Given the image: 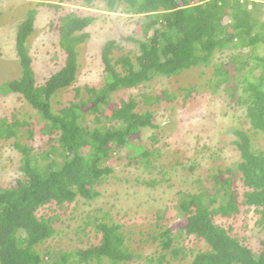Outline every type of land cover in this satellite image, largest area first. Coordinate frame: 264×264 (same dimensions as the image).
Listing matches in <instances>:
<instances>
[{"label": "trees", "instance_id": "1", "mask_svg": "<svg viewBox=\"0 0 264 264\" xmlns=\"http://www.w3.org/2000/svg\"><path fill=\"white\" fill-rule=\"evenodd\" d=\"M64 1L73 0L61 2ZM80 1L88 7L100 2L103 11L109 13L144 15L139 26L144 40L136 41V55L129 51L118 57H114L115 50L125 52L124 49L115 40L107 41L101 50L103 83L98 88L78 89L74 99L63 103L56 99L58 92L73 86L79 70L76 47L91 37L87 28L98 19L96 15L81 16L70 11L52 25L59 35V48L67 57L59 70L39 82L27 46L37 31V11L22 14L16 41L20 68L17 77L0 85V95L17 94L18 100L36 110L44 122L40 132L49 136L53 144L49 142L46 150L33 153L34 147L19 145L15 140L12 143L22 155V165L15 184L0 187V264H127L140 258L129 251L119 224L96 225L101 233L97 245L63 250L56 258L45 247L47 251L42 256L38 247L50 240L56 230L53 221L38 212L52 204L66 213L80 207L85 220L103 212L102 207L92 211L86 207L98 198L94 187L103 184L112 173L106 164L120 149L126 150L127 165L142 166L146 173L155 168L153 163L164 154L156 147L159 140L154 136L153 144L143 145V130L160 126L157 108L153 110L155 105L162 103L167 110L170 104L175 111L179 104L190 101L189 93L195 92V86L180 88L175 87V82L196 75L204 79L211 95L238 109L233 116L240 127L235 128L236 123L228 129L237 138L233 142L242 159L234 167L220 169L211 176L213 192L201 183L200 192H180L174 204L167 207L180 218L178 230L205 245L197 252L191 249L188 255L182 248L172 254L174 258L185 254L182 261L192 257L182 264H264V239L254 251L247 245V238L236 233L233 224L216 222V218L237 219L242 214L240 208L245 206L247 212L260 215L255 226L264 229V151L252 140V135L264 139V0ZM154 79L163 86L160 95L146 86ZM178 89L188 93L174 106ZM113 95L119 96L118 103L112 102ZM190 111L195 117L187 122L194 131L198 127L195 124L204 125L215 114L211 106L204 111ZM89 116L94 120L89 122ZM18 117H0L1 143L26 134L33 137L31 124ZM246 123L248 131L242 129ZM180 143L185 144L183 139ZM237 176L247 189L242 196L231 187ZM159 182L157 178H137L135 186H156ZM177 238L167 229L154 240L167 251ZM164 259L166 255L149 261L160 264Z\"/></svg>", "mask_w": 264, "mask_h": 264}, {"label": "rangeland", "instance_id": "2", "mask_svg": "<svg viewBox=\"0 0 264 264\" xmlns=\"http://www.w3.org/2000/svg\"><path fill=\"white\" fill-rule=\"evenodd\" d=\"M61 1L0 0V85L17 77L20 68L19 63H15L17 23L23 19V13L32 10L37 11L35 21L37 33L30 36L27 46L34 59L33 67L39 82L61 68L67 56V53L64 54L59 48V35L58 32L53 31L52 25H57L59 18L70 11L81 16L96 15L98 19L87 28L91 37L78 47L79 63L82 67L77 72V80L73 88L58 92L56 99L62 100L63 103L74 99L77 88H98L103 83L104 66L100 55L107 41L115 40L117 45L125 51L116 49L114 57L129 51L132 55L139 52L133 40H144L142 29L139 27L145 19L144 15L109 13L103 11L100 2H95L93 6L88 7L80 0ZM56 5L60 8L55 9L53 6ZM263 18L264 15L261 20ZM175 83H177L175 87L180 88L194 85L195 92H190L188 98L190 101L182 102L175 111H172L170 104L167 105V110L162 103L153 108V110L157 108V123L160 126L152 130H143L142 143L147 146L153 144L151 136L159 140L156 147L161 149L164 156L153 163L156 167L151 168L147 173L142 166L131 167L126 164V150L120 149L119 152L112 154L106 164L112 169V173L105 177L106 181L103 184L94 187V190L98 192V198L93 200L92 206L86 207L88 211H92L95 207H102L103 212L94 213L93 217L85 220L82 219L83 213L80 207L75 212L67 213L53 204L42 208L38 214L51 219L56 230L50 240L38 247L42 256L45 254L44 250L47 251L45 247L52 253V258H56L63 250L73 251L78 247L86 249L92 244H99L98 236H101V233L97 231L96 225L101 224L109 227L113 224L121 226L120 232L124 234L129 251L140 257L127 264H158L149 260L156 261L161 255H166V259L160 264H182V262L191 261V256L182 261L184 255L186 253L188 255L191 249L195 252L205 249L202 242L188 238L178 230L177 222L180 218L176 217L175 211L170 208L168 210L167 207L174 204L180 192H200L201 183L213 192L214 182L211 176L217 172V169L220 166L226 169L238 163L240 154L232 144V141L237 138L229 133L228 129L236 123L235 128L240 127L233 116L238 109L229 105L224 99L211 95L210 89L205 86L204 79L198 75L187 76ZM146 86H149V91L154 90L155 95H160V89L163 88L158 79L147 83ZM176 92L178 98L174 106L182 101L183 95L188 93L179 89ZM112 98L113 103L119 102V96L113 95ZM210 106L215 114L210 119L207 118L206 124H195L198 127L194 131L187 122L188 119L195 117V113H191L190 110L204 111ZM57 107L54 105V109ZM14 114L23 121L28 120L34 130L32 139L23 137L18 142L34 147L33 153L41 152L42 150L38 148L46 147L48 139L40 132L44 122L40 120L37 112L24 101L18 100L17 94L0 95V117H11ZM239 114L236 112V115ZM87 119L90 122L94 120V117L89 116ZM242 129L248 131L249 125L246 123ZM187 130L188 132H185ZM177 137H180L178 141H176ZM252 138L260 150L264 151V139L255 135H252ZM181 139L185 144L180 143ZM175 141L178 143L177 146L174 144ZM12 143L13 141L0 143V187H10L20 177L22 155L14 149ZM137 178L146 179V181L157 178L160 182L156 186H135ZM231 187L240 196L247 190L240 176L232 180ZM240 200L239 198L238 201ZM166 209L167 213L164 214ZM240 209L242 214L237 219L216 218V222L233 224L236 233L240 237H246L247 245L257 251L259 241L264 239V229L255 226L260 215L254 214L251 210L247 212L248 207L245 206ZM159 210L162 217L158 214ZM72 214L75 219L70 218ZM57 216H59L58 219L55 218ZM76 229L79 232H76ZM80 229L84 232H80ZM167 229L172 230V237L179 236V238L169 250L163 251L158 245L159 241H155L154 237ZM179 248H182L185 254H178V257L174 258L173 250Z\"/></svg>", "mask_w": 264, "mask_h": 264}, {"label": "clouds", "instance_id": "3", "mask_svg": "<svg viewBox=\"0 0 264 264\" xmlns=\"http://www.w3.org/2000/svg\"><path fill=\"white\" fill-rule=\"evenodd\" d=\"M18 26H19V22L17 23V28H18ZM232 30H233V28H232ZM36 33H37V32H34L32 35H34V34H36ZM16 35H17V32H16ZM136 41H137V40H133L134 44L138 45V44L136 43ZM140 41H141V40H140ZM83 44H84V43H83ZM83 44H81V45H83ZM81 45H80V46H81ZM78 47H79V46H78ZM78 47H76V51H77V53H78V57H77V58H78V62H79V51H78ZM137 48H138V47H137ZM60 49H61V48H60ZM61 50H62V49H61ZM231 50H232V52L235 51V49H231ZM15 51H16V55H17V46L15 47ZM62 51L64 52V54H66L64 50H62ZM118 51H120V50H118ZM53 57H55V56H53ZM66 57H67V56H66ZM100 57H101V55H100ZM17 62L19 63V56H17V60H15V63H17ZM103 66H104V65H103ZM81 67H82V66H81L80 63H79V69H81ZM59 69H60V68H59ZM59 69H58V70H59ZM78 71H79V70H78ZM49 76H50V75H49ZM76 80H77V78H76ZM75 82H76V81L73 82V85H74ZM70 88H73V86H71ZM84 88H85V87H84ZM78 89L83 91V89H81V88H77L76 91H77ZM82 99L85 100V95L83 96ZM35 111H36V110H35ZM36 112H37V111H36ZM242 112H244V111H242ZM245 115H246V113H245ZM245 118H246V117H245ZM27 121H28V120H27ZM28 122H29V121H28ZM29 123H30V122H29ZM29 123H28V124H29ZM30 128H31V127H30ZM20 129H21L22 131H24V127H23V126H22ZM244 131H245V130H244ZM33 136H34V135H33ZM42 136H43V137H46V138L48 139V142L45 144L46 147H43V148H41V147L38 148V147H37L38 149H41V150L43 151V150H46V148L50 145V143H51V144H53V143L50 142V140H49V136H47V135H45V134H43V133H42ZM23 137H26V138H28V139H32V138H33L32 136H29L28 134H26L25 136H20V137H18V138H12V139L9 140V141H2V142H7V143H9L10 141H14V140H15V142H17L19 145H25V144H21L20 142H18L19 139H21V138H23ZM252 140H253V138H252ZM236 141H237V140H236ZM49 142H50V143H49ZM0 143H1V142H0ZM232 143H234L233 145L235 146L236 150H237V151L239 152V154H240V160L238 161V163H240V162H241V159H242L241 151H239V149L236 147L235 142L232 141ZM42 151H41V152H42ZM34 152H35V151H34ZM238 163H236L235 165H237ZM235 165H234V166H235ZM234 166H233V167H234ZM220 169H222L221 166H220V168L217 169V172H218V170H220ZM217 172H216V173H217ZM216 173H214V174H216ZM250 209H252V208H250ZM41 255H42V254H41Z\"/></svg>", "mask_w": 264, "mask_h": 264}]
</instances>
